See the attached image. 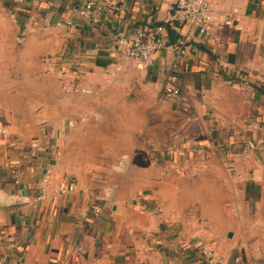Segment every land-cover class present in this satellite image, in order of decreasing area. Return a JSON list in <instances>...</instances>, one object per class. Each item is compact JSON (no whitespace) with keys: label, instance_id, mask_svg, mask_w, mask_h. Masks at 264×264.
<instances>
[{"label":"crops","instance_id":"obj_1","mask_svg":"<svg viewBox=\"0 0 264 264\" xmlns=\"http://www.w3.org/2000/svg\"><path fill=\"white\" fill-rule=\"evenodd\" d=\"M93 1L83 18L72 0H0V65L17 83L0 102V262L205 264L209 245L226 264H264V0H215L206 35L188 31L177 55L170 29L175 50L143 70L113 36L163 24L174 0ZM228 15L239 28L217 30ZM59 53L90 94L63 93L43 61ZM114 91L139 98L133 122Z\"/></svg>","mask_w":264,"mask_h":264},{"label":"built area","instance_id":"obj_2","mask_svg":"<svg viewBox=\"0 0 264 264\" xmlns=\"http://www.w3.org/2000/svg\"><path fill=\"white\" fill-rule=\"evenodd\" d=\"M25 0H12L14 4H23ZM76 3V14L86 18L98 5L93 0H72ZM215 0H174L163 24H156L147 28L137 29L126 33L118 31L113 36L116 47L122 56L134 62L137 70L147 69L152 66L153 57L156 53L164 50L174 51V47L169 37V30L174 29L180 35L176 46L177 55L185 53L184 47L188 43V31H196L198 35H206L211 26L215 23L214 4ZM237 22V25H233ZM238 19L233 16H226L220 23H216V29L222 30L226 27L239 28ZM62 23H58L60 25ZM65 24H69L65 22ZM179 53V54H178ZM64 53L44 57L43 61L49 69L56 72L61 83L63 93L71 94H90L88 88L79 85V77L70 71V65L64 61ZM162 96L165 100H175L180 97V88L177 84L176 67H171L170 73L165 77L162 86ZM183 113L187 112V107L179 106ZM9 134L0 126V136L4 141H8ZM122 167V161L118 162ZM45 181L43 180V183ZM72 183H62L57 187V194L60 196L68 195L73 192ZM42 195L35 198V202L42 200ZM149 210V209H148ZM200 258L205 264H226L223 257L217 255L209 245H201L198 250ZM0 264H5L0 262Z\"/></svg>","mask_w":264,"mask_h":264},{"label":"rangeland","instance_id":"obj_3","mask_svg":"<svg viewBox=\"0 0 264 264\" xmlns=\"http://www.w3.org/2000/svg\"><path fill=\"white\" fill-rule=\"evenodd\" d=\"M13 75H14V70L12 67L6 66V65H0V102L7 105V106H12V104L17 101V99L15 97H12V91L14 89H17V83H15V81L13 80ZM15 87V88H13ZM163 97V96H162ZM104 98H106L104 96ZM162 99V98H161ZM159 100V106H163L165 105L164 101ZM109 100L111 103V108L112 105L117 106L120 110H124L125 111V115L130 121L133 122V119L137 116L134 113L135 109L137 107V101L139 100L138 97H134L132 92L126 91L124 93L122 92H117L114 91L113 93H111V95L109 96ZM20 104V102H19ZM113 111V110H112ZM114 114L110 113V118L113 116ZM150 118V117H149ZM165 115L162 116V120L163 122H165ZM160 120L159 118L153 117L152 118V122L153 123H160L161 121H157ZM168 120H170V118H168ZM182 117H180L179 115H174L173 116V124H180L182 122ZM148 121V122H147ZM139 125L143 123H145V126L147 129L146 133H148V129H149V125H150V121L149 119L146 118V120L144 119L143 115H142V119L140 120V122H137ZM164 131H160L159 133L162 134ZM167 134V133H166ZM169 135V134H168Z\"/></svg>","mask_w":264,"mask_h":264}]
</instances>
